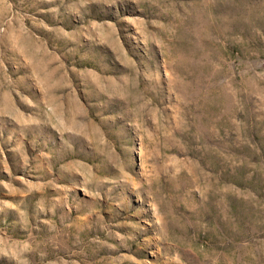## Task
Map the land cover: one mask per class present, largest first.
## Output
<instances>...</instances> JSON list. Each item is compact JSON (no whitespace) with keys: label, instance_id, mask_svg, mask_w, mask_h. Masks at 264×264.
<instances>
[{"label":"rangeland","instance_id":"obj_1","mask_svg":"<svg viewBox=\"0 0 264 264\" xmlns=\"http://www.w3.org/2000/svg\"><path fill=\"white\" fill-rule=\"evenodd\" d=\"M0 264H264V0H0Z\"/></svg>","mask_w":264,"mask_h":264}]
</instances>
